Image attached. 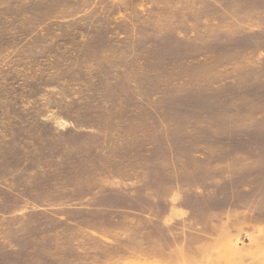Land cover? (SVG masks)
<instances>
[{"label":"rangeland","instance_id":"obj_1","mask_svg":"<svg viewBox=\"0 0 264 264\" xmlns=\"http://www.w3.org/2000/svg\"><path fill=\"white\" fill-rule=\"evenodd\" d=\"M0 264H264V0H0Z\"/></svg>","mask_w":264,"mask_h":264}]
</instances>
